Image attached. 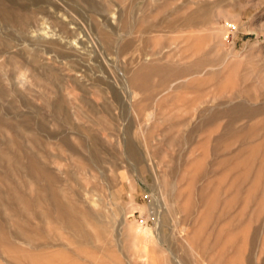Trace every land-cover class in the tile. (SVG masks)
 I'll list each match as a JSON object with an SVG mask.
<instances>
[{"label":"rangeland","instance_id":"1","mask_svg":"<svg viewBox=\"0 0 264 264\" xmlns=\"http://www.w3.org/2000/svg\"><path fill=\"white\" fill-rule=\"evenodd\" d=\"M23 151L81 234L9 199ZM2 219L54 264H264V0H0Z\"/></svg>","mask_w":264,"mask_h":264},{"label":"bare ground","instance_id":"2","mask_svg":"<svg viewBox=\"0 0 264 264\" xmlns=\"http://www.w3.org/2000/svg\"><path fill=\"white\" fill-rule=\"evenodd\" d=\"M195 20H196L195 17L193 18L191 16L187 19V21H188L187 23H189V22L194 23ZM105 38H107L109 41L110 36L107 35ZM196 67L199 68L200 65L198 63H196L192 68H188L185 71H183L182 75H184L186 73L188 74L189 72L194 70V68H196ZM239 108L235 109L234 111L238 110V112H239ZM242 109L243 108H241V111H242ZM234 111L232 110L231 113L234 114ZM238 112H235V114ZM233 114H231V115H233ZM227 115H228V113H227ZM12 144H14V143H12ZM8 147H12V145L9 144ZM13 147H18L17 143L15 145H13ZM23 153H24V151H23ZM24 156H25L24 158L26 159V165L24 166V170L26 171V173L29 174L30 178L39 186L42 183H44V184L46 183L47 185L45 184L46 187H44V188L39 187V189L35 193L36 197H34V198H24L21 195H18L16 193L13 194V193L9 192L11 194V197H9V199L12 202H16V204H18L19 206H22L23 211H24V208H26L27 206L30 207L33 210V212L35 213L37 219H44L45 218L46 220H48V218H51L52 223H53V220H57L60 222V224L62 226H64L65 228H67L69 230L71 229V230H74L76 232L79 230L81 231V228L83 230L84 226L83 227L81 226V220L78 216L80 214L79 208L77 206L72 205L71 203L64 204L62 202V200L57 195V191H55L52 188V183H53L52 176L50 177L47 174V170L39 163V161L36 157L29 155L27 152L24 153ZM8 163H10V162L8 161ZM10 171H12L11 167H10ZM45 199L47 201L51 202L52 205L50 208H53V209L48 211V212H43L42 214L37 213V212H39V210L41 208V207H39L40 201H44ZM86 211H89V210H86ZM83 212H85V211H83ZM87 213L90 214V211ZM16 214H18V212H16ZM95 215L93 217H95ZM80 217H82V216H80ZM85 218H87V217H85ZM99 218L97 217L98 220H99ZM93 221H95V219H93ZM96 222H98V221H95V223ZM26 224H27V222H26ZM13 225H15V223H13ZM32 228H35V227L32 226ZM16 229H17V231L15 232V237L25 239L27 242L26 241H24V242L26 243V245L28 244L30 246L29 248H31V250H33L35 252L43 250V249L39 250V249H41V247L39 248V246L41 244L38 246V245L30 243V242H33L34 240L29 235L30 234L29 232H25V230L22 227H18ZM99 229H101V228H99ZM83 231H85V230H83ZM97 231H100V230H98V228H97ZM40 233H41V230H39V231L35 230V232H33L32 234L37 236ZM81 233H82V231L80 232V234ZM87 233H89V232L87 231ZM9 234H11L10 229L7 227L4 220L2 219L0 221V264H54L53 260H51V259H47V258L42 259L45 256L40 257V256L36 255L35 253L33 254L32 252L31 253L26 252L22 248H19L18 245H16L14 243L13 239L11 238V236ZM77 234H79V233H77ZM77 234H76V236H77ZM101 234H103V233H101ZM90 235H88V237ZM77 237H79V236H77ZM71 238H73L72 235H71ZM84 239H87V236L84 235ZM91 240H92V237H90V242H91ZM88 242H89V240H88Z\"/></svg>","mask_w":264,"mask_h":264},{"label":"built area","instance_id":"3","mask_svg":"<svg viewBox=\"0 0 264 264\" xmlns=\"http://www.w3.org/2000/svg\"><path fill=\"white\" fill-rule=\"evenodd\" d=\"M229 27H232V28H234V26L233 25H229ZM144 198L146 199V200H148V201H150L151 200V197H149V195L148 194H145L144 195ZM151 212H150V214H151V218L152 219H154V217H155V209L153 208V207H151Z\"/></svg>","mask_w":264,"mask_h":264}]
</instances>
